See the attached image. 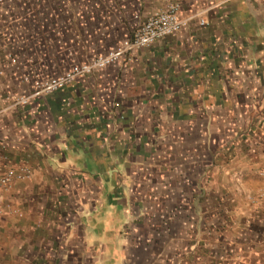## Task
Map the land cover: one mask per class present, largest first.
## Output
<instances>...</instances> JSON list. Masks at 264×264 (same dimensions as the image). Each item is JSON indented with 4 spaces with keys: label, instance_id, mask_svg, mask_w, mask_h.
Wrapping results in <instances>:
<instances>
[{
    "label": "crops",
    "instance_id": "0c3cea01",
    "mask_svg": "<svg viewBox=\"0 0 264 264\" xmlns=\"http://www.w3.org/2000/svg\"><path fill=\"white\" fill-rule=\"evenodd\" d=\"M180 1L181 32L16 107L23 76L90 60L164 3L1 6L0 164L33 175L0 189V264L99 263L87 232L107 184L128 192L122 264H264V0Z\"/></svg>",
    "mask_w": 264,
    "mask_h": 264
},
{
    "label": "built area",
    "instance_id": "2783aa9c",
    "mask_svg": "<svg viewBox=\"0 0 264 264\" xmlns=\"http://www.w3.org/2000/svg\"><path fill=\"white\" fill-rule=\"evenodd\" d=\"M162 1L164 5L161 10L149 15L137 24L134 30L121 39L115 47L98 53L90 60L83 62L75 61L72 53H68L62 59L63 71L50 77L36 78L31 81L28 76H23L22 82L26 85L31 83L32 90L28 95L14 99L12 105L14 107L26 106L35 97L54 94L96 71H102L119 61L129 59L138 50L150 47L157 41L181 32L187 25V20L180 17L181 1ZM8 3L10 0H0V8L1 6L6 7ZM200 25H204V22L200 21ZM51 35L59 36V33L53 32ZM6 59L15 70H20L24 66L16 53H8ZM2 74L3 71H0V75ZM4 160H6L5 157ZM32 175V169L26 164L15 167L0 164V189H7L18 181L30 180ZM262 177L264 179V173H262Z\"/></svg>",
    "mask_w": 264,
    "mask_h": 264
},
{
    "label": "rangeland",
    "instance_id": "374dc122",
    "mask_svg": "<svg viewBox=\"0 0 264 264\" xmlns=\"http://www.w3.org/2000/svg\"><path fill=\"white\" fill-rule=\"evenodd\" d=\"M93 169H89L88 172H92ZM122 176L123 171H120ZM124 186L112 188L110 185H104L105 195L110 193L109 197L111 200L104 196L102 200L103 207L97 211V215L91 214V220L88 223L87 241L88 247H92L94 244L99 243V247H93L95 251L100 252L99 263L97 264H122L123 258V234L126 225L129 223L128 218L125 215V205H129V201L126 204L115 203L118 191H122ZM125 189V188H124ZM127 192V189H125ZM112 194V195H111ZM128 192L125 193L121 198L127 199ZM154 223L158 224L160 219L155 217ZM139 221H135L138 223ZM131 235L136 237L137 243H140L139 238L145 237V231L141 229L135 232H129ZM135 233V234H134ZM95 246V245H94ZM104 247V248H103ZM130 251L129 247H126ZM138 253V247L135 248ZM136 253V255H137Z\"/></svg>",
    "mask_w": 264,
    "mask_h": 264
}]
</instances>
